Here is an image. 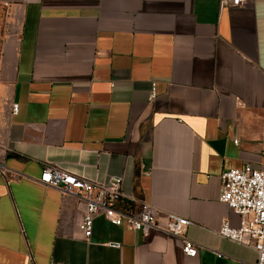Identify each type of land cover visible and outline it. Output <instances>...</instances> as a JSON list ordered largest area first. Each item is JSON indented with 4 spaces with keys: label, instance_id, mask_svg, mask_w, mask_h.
Listing matches in <instances>:
<instances>
[{
    "label": "crops",
    "instance_id": "0c3cea01",
    "mask_svg": "<svg viewBox=\"0 0 264 264\" xmlns=\"http://www.w3.org/2000/svg\"><path fill=\"white\" fill-rule=\"evenodd\" d=\"M246 162L264 170V0H0V264H251L217 233L241 217L220 174ZM47 164L121 174V204L189 218L196 254L103 214L85 238Z\"/></svg>",
    "mask_w": 264,
    "mask_h": 264
},
{
    "label": "built area",
    "instance_id": "2783aa9c",
    "mask_svg": "<svg viewBox=\"0 0 264 264\" xmlns=\"http://www.w3.org/2000/svg\"><path fill=\"white\" fill-rule=\"evenodd\" d=\"M242 1L219 0V4L238 5ZM17 110L18 103H12L11 111L15 113ZM233 141L237 143L238 139L234 138ZM220 178L219 199L241 217L238 226H232L223 218L217 233L252 247L256 251V260L251 264H264V170L246 162L241 166L222 170ZM39 179L46 185L75 194L83 201L84 212L78 221V228L85 238L91 235L94 217L103 214L113 223L138 230L146 236L152 229L161 228L181 240V248L185 254L193 256L197 252L196 243L185 235V230L191 223L189 218L166 212L167 223L160 227L155 207L150 202L140 200L136 206L121 204L125 196L121 174H112L106 180L99 181L47 164Z\"/></svg>",
    "mask_w": 264,
    "mask_h": 264
},
{
    "label": "water",
    "instance_id": "95a60500",
    "mask_svg": "<svg viewBox=\"0 0 264 264\" xmlns=\"http://www.w3.org/2000/svg\"><path fill=\"white\" fill-rule=\"evenodd\" d=\"M144 163H145V166H146V167L149 166V160H148V158L144 159Z\"/></svg>",
    "mask_w": 264,
    "mask_h": 264
}]
</instances>
